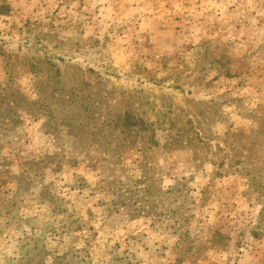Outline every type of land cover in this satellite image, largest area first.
Wrapping results in <instances>:
<instances>
[{
	"label": "rangeland",
	"instance_id": "rangeland-1",
	"mask_svg": "<svg viewBox=\"0 0 264 264\" xmlns=\"http://www.w3.org/2000/svg\"><path fill=\"white\" fill-rule=\"evenodd\" d=\"M0 264H264V0H0Z\"/></svg>",
	"mask_w": 264,
	"mask_h": 264
},
{
	"label": "trees",
	"instance_id": "trees-1",
	"mask_svg": "<svg viewBox=\"0 0 264 264\" xmlns=\"http://www.w3.org/2000/svg\"><path fill=\"white\" fill-rule=\"evenodd\" d=\"M125 116L126 117H125L124 121H125L126 125L135 126L137 124L138 120H137V117H135V115L127 114ZM144 129H145V127H144Z\"/></svg>",
	"mask_w": 264,
	"mask_h": 264
}]
</instances>
